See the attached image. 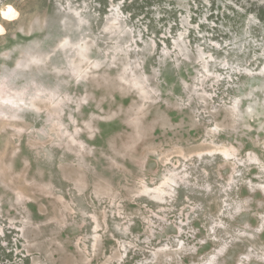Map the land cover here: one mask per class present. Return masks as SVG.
<instances>
[{"label":"rangeland","instance_id":"374dc122","mask_svg":"<svg viewBox=\"0 0 264 264\" xmlns=\"http://www.w3.org/2000/svg\"><path fill=\"white\" fill-rule=\"evenodd\" d=\"M0 25V264H264V0Z\"/></svg>","mask_w":264,"mask_h":264},{"label":"bare ground","instance_id":"6f19581e","mask_svg":"<svg viewBox=\"0 0 264 264\" xmlns=\"http://www.w3.org/2000/svg\"><path fill=\"white\" fill-rule=\"evenodd\" d=\"M17 14V11L15 10V8L11 5H6V7L1 11V16L3 18H13L15 17ZM2 26L0 25V31L2 30Z\"/></svg>","mask_w":264,"mask_h":264},{"label":"trees","instance_id":"16d2710c","mask_svg":"<svg viewBox=\"0 0 264 264\" xmlns=\"http://www.w3.org/2000/svg\"><path fill=\"white\" fill-rule=\"evenodd\" d=\"M242 1H244V0H242ZM209 2H210V4H213V0H209ZM246 2H248V1H246ZM240 6V8L241 9H246V7H244L243 5H239ZM252 15H254L255 17H256V19H258L259 21L261 20V16H260V8L259 9H257V11H255V12H253V14Z\"/></svg>","mask_w":264,"mask_h":264}]
</instances>
